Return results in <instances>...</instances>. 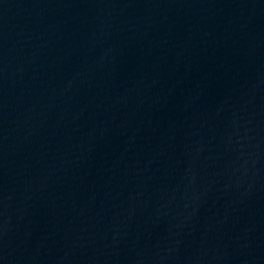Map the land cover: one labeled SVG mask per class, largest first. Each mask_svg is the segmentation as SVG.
Listing matches in <instances>:
<instances>
[{"label": "water", "instance_id": "95a60500", "mask_svg": "<svg viewBox=\"0 0 264 264\" xmlns=\"http://www.w3.org/2000/svg\"><path fill=\"white\" fill-rule=\"evenodd\" d=\"M0 264H264V0H0Z\"/></svg>", "mask_w": 264, "mask_h": 264}]
</instances>
